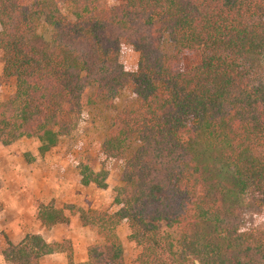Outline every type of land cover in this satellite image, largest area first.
<instances>
[{
  "label": "trees",
  "instance_id": "16d2710c",
  "mask_svg": "<svg viewBox=\"0 0 264 264\" xmlns=\"http://www.w3.org/2000/svg\"><path fill=\"white\" fill-rule=\"evenodd\" d=\"M50 35L45 38L41 27ZM125 42L138 53L129 73ZM0 145L45 153L93 104L114 115L100 153L125 158L115 211L42 207L46 229L75 217L97 241L75 262L68 239L28 234L5 264H264V0H0ZM83 186L106 172L80 167ZM127 228L132 258L118 235Z\"/></svg>",
  "mask_w": 264,
  "mask_h": 264
},
{
  "label": "rangeland",
  "instance_id": "374dc122",
  "mask_svg": "<svg viewBox=\"0 0 264 264\" xmlns=\"http://www.w3.org/2000/svg\"><path fill=\"white\" fill-rule=\"evenodd\" d=\"M40 33L48 38L50 30L43 26ZM120 62L129 73L137 68L138 53L125 42L120 46ZM14 88L13 81L2 76L0 64V101L10 96ZM131 100V91L125 89L111 108L89 106L77 128L45 153L39 152L37 142L30 139L0 145V264H5L1 250L7 241L17 243L24 236L37 233L51 240L68 239L74 260H86L87 247L98 240L93 228L82 227L72 217L68 224L46 229L40 226L37 215L42 207L62 209L66 215L72 206L115 211L113 189L120 185L125 158L104 157L100 145L115 113ZM84 164L106 172V188L81 184L79 171ZM118 235L124 243L125 256L132 258L136 250L127 241V228L121 226ZM40 264H66V260L61 253H54L44 256Z\"/></svg>",
  "mask_w": 264,
  "mask_h": 264
},
{
  "label": "crops",
  "instance_id": "0c3cea01",
  "mask_svg": "<svg viewBox=\"0 0 264 264\" xmlns=\"http://www.w3.org/2000/svg\"><path fill=\"white\" fill-rule=\"evenodd\" d=\"M56 226H57V225H56ZM54 227H55V226H54ZM44 238H45V237H44ZM21 240H22V239H21ZM21 240H20V241H21ZM45 240L48 241V242H49V241H59V240H56V239H55V240H51V239H49V238H45ZM20 241H19V242H20ZM10 242H11V241H10ZM12 243H14V242H12ZM17 243H18V242H17ZM14 244H16V243H14ZM55 254L58 255V253H55ZM62 255H63V254H62ZM63 256H64V255H63ZM64 259H65V257H64ZM65 260H66V259H65ZM74 261H75V260H74ZM75 262L79 263V262H83V261H75ZM66 264H67V262H66Z\"/></svg>",
  "mask_w": 264,
  "mask_h": 264
}]
</instances>
